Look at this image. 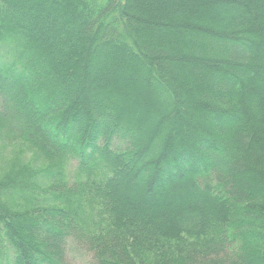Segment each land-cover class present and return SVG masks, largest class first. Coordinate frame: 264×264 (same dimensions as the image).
<instances>
[{"label": "trees", "instance_id": "1", "mask_svg": "<svg viewBox=\"0 0 264 264\" xmlns=\"http://www.w3.org/2000/svg\"><path fill=\"white\" fill-rule=\"evenodd\" d=\"M0 264H264V0H0Z\"/></svg>", "mask_w": 264, "mask_h": 264}, {"label": "rangeland", "instance_id": "2", "mask_svg": "<svg viewBox=\"0 0 264 264\" xmlns=\"http://www.w3.org/2000/svg\"><path fill=\"white\" fill-rule=\"evenodd\" d=\"M14 150H12V147L6 148L4 151L0 153V160L6 161L13 155ZM87 260V256L85 254H82L81 252H72L71 254H68L66 263L67 264H85V261Z\"/></svg>", "mask_w": 264, "mask_h": 264}]
</instances>
